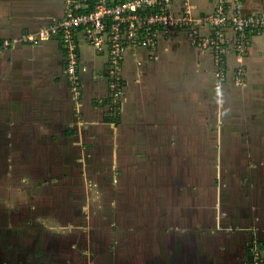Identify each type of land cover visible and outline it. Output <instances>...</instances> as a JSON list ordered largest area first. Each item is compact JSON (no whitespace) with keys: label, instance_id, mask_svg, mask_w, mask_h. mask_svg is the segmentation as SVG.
Listing matches in <instances>:
<instances>
[{"label":"crops","instance_id":"1","mask_svg":"<svg viewBox=\"0 0 264 264\" xmlns=\"http://www.w3.org/2000/svg\"><path fill=\"white\" fill-rule=\"evenodd\" d=\"M221 2L228 14L264 11V0H187V26L125 52L116 108L106 54L81 34L79 99L56 37L19 40L61 16L63 0H0V43H10L0 49V138L17 142V170L72 174L74 185L109 189L114 205L133 202L121 217H143L146 260L159 244L160 264H247V246H264V29L244 52L227 49L217 84L212 50L199 40ZM184 167L207 173L204 182L181 178ZM111 219L121 245L126 225Z\"/></svg>","mask_w":264,"mask_h":264},{"label":"rangeland","instance_id":"2","mask_svg":"<svg viewBox=\"0 0 264 264\" xmlns=\"http://www.w3.org/2000/svg\"><path fill=\"white\" fill-rule=\"evenodd\" d=\"M5 140L0 138V264L161 263L159 244L152 260H146L143 217L137 219V224L121 217L128 216L133 202L124 198L125 202L119 203L117 197L114 205L109 189L97 188L93 183L85 187L79 181L74 185L72 174L57 172L48 178L45 176L49 172L19 171L15 162L23 158L16 155L17 142L7 139L13 143L6 147ZM189 161L190 157H184L183 163ZM184 168L186 173L178 172L181 178L194 175L198 184L204 182L207 173L191 175ZM64 179L72 182L63 183ZM112 217L116 225H126L120 226L119 232L125 235L121 245L112 242ZM70 223L73 226H66ZM250 246L251 262L255 253L250 252ZM257 248L264 264V246ZM115 256L117 261H113Z\"/></svg>","mask_w":264,"mask_h":264},{"label":"built area","instance_id":"3","mask_svg":"<svg viewBox=\"0 0 264 264\" xmlns=\"http://www.w3.org/2000/svg\"><path fill=\"white\" fill-rule=\"evenodd\" d=\"M186 2L187 0H63L61 16L41 28L36 35L21 34L19 40L35 44L41 39L56 37L64 55L65 74L75 97L79 99L77 50L78 35L81 34L85 42L106 54L108 95L111 103L118 108L122 91L119 75L125 52L138 47H153L163 34L187 26L190 18L184 13ZM207 19L211 32L208 36L201 37L199 42L212 50L218 84L224 77L225 52L229 48L239 53L245 51L249 35L264 29V11L244 15L236 8L228 14L221 2ZM227 28L232 29V37L227 35ZM9 44L7 40L2 41L0 49ZM241 73L242 68L238 67L237 75ZM113 113L107 112L110 116ZM258 246L255 242L251 243L250 252L255 253V258L250 264L262 262V257L257 253ZM251 255L253 256L252 253Z\"/></svg>","mask_w":264,"mask_h":264},{"label":"trees","instance_id":"4","mask_svg":"<svg viewBox=\"0 0 264 264\" xmlns=\"http://www.w3.org/2000/svg\"><path fill=\"white\" fill-rule=\"evenodd\" d=\"M108 100V99H107ZM110 119V118H109Z\"/></svg>","mask_w":264,"mask_h":264}]
</instances>
